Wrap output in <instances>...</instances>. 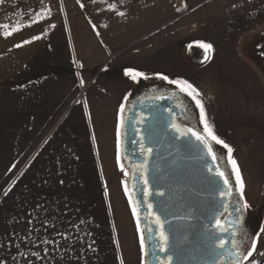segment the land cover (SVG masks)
Instances as JSON below:
<instances>
[{
  "label": "crops",
  "instance_id": "0c3cea01",
  "mask_svg": "<svg viewBox=\"0 0 264 264\" xmlns=\"http://www.w3.org/2000/svg\"><path fill=\"white\" fill-rule=\"evenodd\" d=\"M63 1L67 26L28 40L27 69L0 89V264H143L117 163L143 0Z\"/></svg>",
  "mask_w": 264,
  "mask_h": 264
},
{
  "label": "rangeland",
  "instance_id": "374dc122",
  "mask_svg": "<svg viewBox=\"0 0 264 264\" xmlns=\"http://www.w3.org/2000/svg\"><path fill=\"white\" fill-rule=\"evenodd\" d=\"M62 1L0 2V89L10 84L14 70L27 69L23 58L28 54V40L48 37L52 32L50 24L67 26L70 14ZM141 13L148 45L138 54L131 50L133 56L142 60L130 65L147 78L137 81L130 78L126 82L130 90L124 110L142 86L154 89L160 85L179 90L176 85L159 79L158 74L169 80H185L199 91L198 99L214 134L232 148L231 158L243 183V201L236 191L238 186L227 150L216 144L225 157V175L233 182L241 207L245 202L249 205L243 209L242 224L250 225V239L259 234L254 258L264 264V256L259 255L264 253V232L260 231L264 228V56L261 51L264 0H143ZM9 31L12 34L6 35ZM201 44L212 45V50L206 51ZM16 54L20 55V62L14 61ZM112 64L113 58L108 57L99 72L111 71ZM102 81L103 77L97 78L94 87ZM196 109L200 121V110ZM119 156L125 188L130 180L129 174L125 176L127 167L120 148ZM128 244L127 254L133 255V239L129 238ZM251 259L243 264H250Z\"/></svg>",
  "mask_w": 264,
  "mask_h": 264
},
{
  "label": "water",
  "instance_id": "95a60500",
  "mask_svg": "<svg viewBox=\"0 0 264 264\" xmlns=\"http://www.w3.org/2000/svg\"><path fill=\"white\" fill-rule=\"evenodd\" d=\"M174 101L169 96L135 99L123 111L120 121V151L130 180L128 196L136 209L135 221H139L147 253L142 262L159 264L153 255L159 219L168 237L167 255L173 257L172 264H216L218 257L212 247L221 239L229 242L223 250V264H229L233 259L229 256L232 232L240 229L243 216L236 212V203H229L227 194L221 197V191L227 193V189L216 175L215 161L207 148L190 133L181 134L186 130L175 128V116L182 109L174 107ZM225 179L228 180L226 175ZM145 181L150 194L147 196ZM226 205L228 216L222 220L226 227L216 229L215 221ZM237 222L238 227H234Z\"/></svg>",
  "mask_w": 264,
  "mask_h": 264
},
{
  "label": "snow or ice",
  "instance_id": "6c2138e0",
  "mask_svg": "<svg viewBox=\"0 0 264 264\" xmlns=\"http://www.w3.org/2000/svg\"><path fill=\"white\" fill-rule=\"evenodd\" d=\"M0 2H2V0H0ZM83 7V5H81ZM120 15H123V13H120ZM36 23H38L39 21H34ZM3 27H7L6 25H4ZM15 30H19L18 28ZM12 31H9L6 33V35H11ZM39 37H37L38 39ZM202 48H204L206 51H211L212 50V45L210 44H201L200 45ZM17 47H19V45H17ZM125 76L130 77L133 81H137L138 78L140 77H144L147 78L145 76L144 73L136 71L133 72L131 70L126 71L125 72ZM158 78L161 80H165L168 81L169 84H174L177 86V88L179 89V91L181 93H185L186 95L190 96L192 98V100L195 101L196 107L199 108L200 110V122L203 125V129H204V133L205 135H201L200 133L194 131L191 128H188L186 131L182 132V135H188L189 133L191 134V136L195 137V139L202 144L205 148H207L208 150V154L210 156H212L213 160L216 159L214 153H213V149L210 146V142H214L215 144L218 145H222L226 150H227V154H228V161L229 163L232 165V171L235 174V178H236V182H237V189L236 191H238L241 195H240V200L243 201V183L239 174V169L236 165V162L231 158V153H232V148L229 147L223 140H221L220 138H218L215 134L214 131L212 129V127L210 126V124L207 121L206 115H205V111H204V107L201 103V101L198 99V97L200 96L199 91L193 87V85L185 80H169L167 76L165 75H161L158 74ZM125 100H127V97H125ZM125 108L124 104H121L120 106V112L121 114L123 113ZM122 123V121H121ZM141 151H144V148L141 147ZM147 152L150 154L151 153V149H147ZM120 162V156H119V125L117 127V163L119 164ZM121 171L123 172L124 169L121 168ZM143 174V173H141ZM128 173L125 172V176H127ZM216 175L218 177H220L223 181H224V185L225 188L227 189V193H225L224 191H221L220 195L223 198L226 194L228 196L232 195V189L228 188L229 185V181L227 179H225V174L223 172H221L219 169L216 170ZM125 194L128 195V189L127 187H125ZM5 195H7V193H5ZM145 195H150L147 191V181H145ZM162 195V193H161ZM129 203H132V198L131 196H129ZM249 205L245 202L242 204V209H248ZM149 208H151V205H149ZM241 207H237L236 208V212L239 215H243ZM225 211H227V207H225ZM133 215L136 216V209L135 207H133ZM156 224L159 228V236H158V242L156 244L153 245V255H155V258L157 261H159V264H172V260L173 257L171 255H167L168 253V237L165 235L164 231H163V227L164 225L159 221V219L156 220ZM214 227L216 229H223L226 226L224 224L221 223V219L217 218L214 224ZM234 227H238V222L237 224H234ZM137 231L140 232L141 228H140V224L139 221H137ZM151 231V230H149ZM261 232H264V228L260 229ZM232 236L234 237V239L231 241L232 244V250L229 252V256L233 257V259L229 262V264H241V258L243 261H249L250 258V264H259V262H257L254 258V254H256L258 252L257 249V243H258V239H259V234H255V238H251L250 240L248 239L247 233L243 232L242 229L238 230V231H233L232 232ZM44 243H48L47 240L44 241ZM228 241L225 240H218L216 242H214V245L212 247V252H214L216 254V256L218 257V260L216 261V264H223L224 261V254H223V250L226 246V244H228ZM140 251L142 253V261H143V257L144 255H146L147 253L145 252V245H144V238L143 236H141V243H140ZM156 253H163L165 254L164 258H161L160 255H156ZM259 255L264 256V253H259Z\"/></svg>",
  "mask_w": 264,
  "mask_h": 264
},
{
  "label": "flooded vegetation",
  "instance_id": "af4514ba",
  "mask_svg": "<svg viewBox=\"0 0 264 264\" xmlns=\"http://www.w3.org/2000/svg\"><path fill=\"white\" fill-rule=\"evenodd\" d=\"M150 87L142 86L139 89L137 88L134 95H132L129 104H131V102L135 99H145L146 97H151V96H169L170 98H174L175 99V101L173 102L174 107H179L182 109V113L180 115L177 114L175 116L176 119L174 123L175 128L183 129V130H187L188 128H191L194 131L200 133L201 135H205L198 118L196 106L194 105L192 99H190L188 96L184 95L183 93H181L179 90L176 89H169V88L166 89L164 88V86H160V85H157L154 89ZM210 146L212 147L213 153L216 157V159L214 160L216 165L215 169L216 170L219 169L221 172L225 174V170H224V163L226 162L225 157L222 155L221 151L219 150V147L214 142H210ZM229 188L232 189V195L229 196V203L234 202L239 207H241L240 203L237 201L238 200L237 193L235 192L233 182L231 183V185H229ZM226 207H227V211L224 210L222 215L219 217V219H221V223L222 220L228 216V205H226ZM239 228L242 229L243 232L247 233L248 239H250L251 232H250V225H248V222H244L243 224H241Z\"/></svg>",
  "mask_w": 264,
  "mask_h": 264
},
{
  "label": "trees",
  "instance_id": "16d2710c",
  "mask_svg": "<svg viewBox=\"0 0 264 264\" xmlns=\"http://www.w3.org/2000/svg\"><path fill=\"white\" fill-rule=\"evenodd\" d=\"M261 51H262V54H263V56H264V46L262 47ZM263 59H264V58H263ZM263 63H264V60H263Z\"/></svg>",
  "mask_w": 264,
  "mask_h": 264
}]
</instances>
